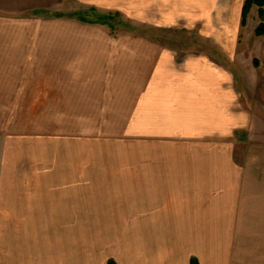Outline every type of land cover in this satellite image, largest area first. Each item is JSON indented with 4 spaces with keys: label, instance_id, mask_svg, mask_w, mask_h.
<instances>
[{
    "label": "crops",
    "instance_id": "0c3cea01",
    "mask_svg": "<svg viewBox=\"0 0 264 264\" xmlns=\"http://www.w3.org/2000/svg\"><path fill=\"white\" fill-rule=\"evenodd\" d=\"M161 2L0 0L17 18H0V94L41 84L45 113L83 137L115 123L139 156L16 179L11 264H264V69L108 27ZM254 52L264 64V38Z\"/></svg>",
    "mask_w": 264,
    "mask_h": 264
},
{
    "label": "rangeland",
    "instance_id": "374dc122",
    "mask_svg": "<svg viewBox=\"0 0 264 264\" xmlns=\"http://www.w3.org/2000/svg\"><path fill=\"white\" fill-rule=\"evenodd\" d=\"M246 1L162 0L154 5V9L147 8L145 21L141 19L143 24L132 25V21L130 24L123 21L122 24L113 18L108 27L115 34L158 36L160 42L183 56L185 53H204L219 61L233 63L232 69L243 70L253 59L258 68L264 69V64L255 58L254 52L255 43L264 38L255 35L262 23L259 7H252L246 26H242ZM0 18L17 19L3 14H0ZM259 45L260 42L256 47ZM235 60L238 64H234ZM32 83V88L27 91L29 98L19 99L18 104H9L10 90L7 89L4 95L0 94V264H11L13 235L10 207L12 184L16 183V179L51 177L57 171L52 169H59V162H78L87 166L90 163L139 160L135 133L131 131V135L122 137V131L114 127L115 123L112 130L108 123L98 122L92 128L88 127L87 136H80L78 131L73 130V123L58 121L56 116L45 113L48 107L40 104V91H37L41 84ZM2 85L8 86V83ZM23 222L24 218H15V230L16 225ZM24 236L14 234L15 257L20 253V249H17L19 239ZM42 236L49 239V247L58 244L56 234Z\"/></svg>",
    "mask_w": 264,
    "mask_h": 264
},
{
    "label": "trees",
    "instance_id": "16d2710c",
    "mask_svg": "<svg viewBox=\"0 0 264 264\" xmlns=\"http://www.w3.org/2000/svg\"><path fill=\"white\" fill-rule=\"evenodd\" d=\"M253 6L259 7V17L262 20L261 25L257 28L255 35L257 37H264V0H247L242 11V26H246L247 18ZM256 66L258 64L255 62ZM108 264H116L110 261Z\"/></svg>",
    "mask_w": 264,
    "mask_h": 264
}]
</instances>
